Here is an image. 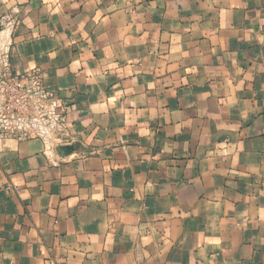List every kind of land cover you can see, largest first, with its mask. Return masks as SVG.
<instances>
[{
    "label": "crops",
    "instance_id": "crops-1",
    "mask_svg": "<svg viewBox=\"0 0 264 264\" xmlns=\"http://www.w3.org/2000/svg\"><path fill=\"white\" fill-rule=\"evenodd\" d=\"M0 18V57L39 69L69 123L0 137V264H264V0H0Z\"/></svg>",
    "mask_w": 264,
    "mask_h": 264
},
{
    "label": "built area",
    "instance_id": "built-area-1",
    "mask_svg": "<svg viewBox=\"0 0 264 264\" xmlns=\"http://www.w3.org/2000/svg\"><path fill=\"white\" fill-rule=\"evenodd\" d=\"M5 25L0 18V27ZM69 128L66 107L44 81L39 69L24 73L12 69L7 55L0 57V137H53Z\"/></svg>",
    "mask_w": 264,
    "mask_h": 264
},
{
    "label": "water",
    "instance_id": "water-1",
    "mask_svg": "<svg viewBox=\"0 0 264 264\" xmlns=\"http://www.w3.org/2000/svg\"><path fill=\"white\" fill-rule=\"evenodd\" d=\"M76 147L77 146L75 144L59 145L57 146V150L63 155H69L75 150Z\"/></svg>",
    "mask_w": 264,
    "mask_h": 264
}]
</instances>
